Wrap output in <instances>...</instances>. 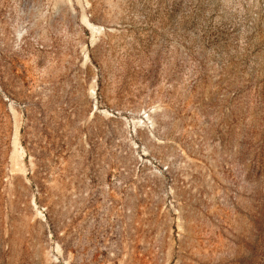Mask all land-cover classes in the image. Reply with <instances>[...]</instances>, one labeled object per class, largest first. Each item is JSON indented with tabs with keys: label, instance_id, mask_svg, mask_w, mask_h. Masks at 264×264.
<instances>
[{
	"label": "rangeland",
	"instance_id": "obj_1",
	"mask_svg": "<svg viewBox=\"0 0 264 264\" xmlns=\"http://www.w3.org/2000/svg\"><path fill=\"white\" fill-rule=\"evenodd\" d=\"M0 264H264V0H0Z\"/></svg>",
	"mask_w": 264,
	"mask_h": 264
}]
</instances>
